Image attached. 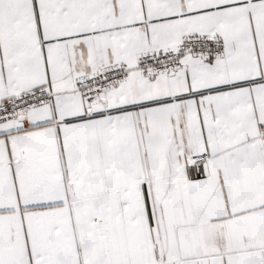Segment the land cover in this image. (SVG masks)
<instances>
[{"label":"snow or ice","instance_id":"obj_1","mask_svg":"<svg viewBox=\"0 0 264 264\" xmlns=\"http://www.w3.org/2000/svg\"><path fill=\"white\" fill-rule=\"evenodd\" d=\"M0 264H264V0H0Z\"/></svg>","mask_w":264,"mask_h":264}]
</instances>
